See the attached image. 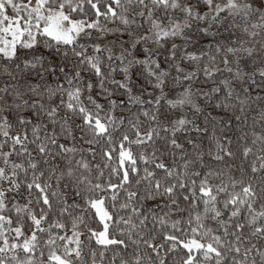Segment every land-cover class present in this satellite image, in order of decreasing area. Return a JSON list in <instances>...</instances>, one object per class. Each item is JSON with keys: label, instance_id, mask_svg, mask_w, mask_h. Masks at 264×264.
Returning <instances> with one entry per match:
<instances>
[{"label": "snow or ice", "instance_id": "1", "mask_svg": "<svg viewBox=\"0 0 264 264\" xmlns=\"http://www.w3.org/2000/svg\"><path fill=\"white\" fill-rule=\"evenodd\" d=\"M0 264H264V0H0Z\"/></svg>", "mask_w": 264, "mask_h": 264}]
</instances>
